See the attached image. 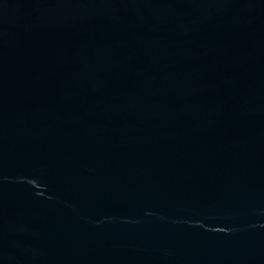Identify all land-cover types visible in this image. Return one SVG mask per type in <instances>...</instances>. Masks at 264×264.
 Listing matches in <instances>:
<instances>
[{"label":"water","instance_id":"water-1","mask_svg":"<svg viewBox=\"0 0 264 264\" xmlns=\"http://www.w3.org/2000/svg\"><path fill=\"white\" fill-rule=\"evenodd\" d=\"M0 264H264V0H0Z\"/></svg>","mask_w":264,"mask_h":264}]
</instances>
